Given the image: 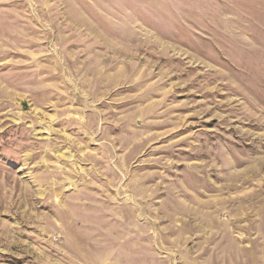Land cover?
<instances>
[{"label": "rangeland", "instance_id": "374dc122", "mask_svg": "<svg viewBox=\"0 0 264 264\" xmlns=\"http://www.w3.org/2000/svg\"><path fill=\"white\" fill-rule=\"evenodd\" d=\"M0 264H264V0H0Z\"/></svg>", "mask_w": 264, "mask_h": 264}]
</instances>
